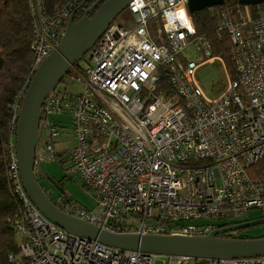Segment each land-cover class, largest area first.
Returning <instances> with one entry per match:
<instances>
[{
  "label": "built area",
  "instance_id": "2783aa9c",
  "mask_svg": "<svg viewBox=\"0 0 264 264\" xmlns=\"http://www.w3.org/2000/svg\"><path fill=\"white\" fill-rule=\"evenodd\" d=\"M187 2L132 0L127 11L134 24L113 21L86 52L85 65L74 64L64 77L67 84L80 83V91L73 95L57 85L44 100L35 171L54 158V141L61 137L50 117L67 115L73 145L66 159L95 201L89 210L59 199L54 204L65 214L113 233L204 235L213 229L208 221L264 207V13L238 20L220 14L217 36L229 39L234 77L219 97L208 99L195 75L214 57L207 37L194 28ZM76 3L53 16L45 13L44 0H29L32 60L11 104L7 144L12 190L22 205L13 221L18 249L7 254L8 262L264 264V257L200 260L120 250L65 231L29 201L14 153L18 109ZM178 9L185 10L187 25L170 20ZM184 50L202 59L186 58ZM162 79L172 96L164 95ZM258 173L263 176L252 177Z\"/></svg>",
  "mask_w": 264,
  "mask_h": 264
},
{
  "label": "water",
  "instance_id": "95a60500",
  "mask_svg": "<svg viewBox=\"0 0 264 264\" xmlns=\"http://www.w3.org/2000/svg\"><path fill=\"white\" fill-rule=\"evenodd\" d=\"M83 0L78 7H81ZM132 0H97L78 20L75 10L69 15L65 31L56 49L36 67L20 102L14 128V153L22 189L40 214L65 231L96 240L103 245L127 251L161 256H186L193 259H241L264 257V236L226 238L218 235L264 223L263 219L242 221L213 228L204 235L113 233L62 212L47 196L35 174V148L41 107L48 94L64 79L70 68L90 49L107 27ZM239 5L253 6L264 0H236ZM224 0H188L189 13L222 5Z\"/></svg>",
  "mask_w": 264,
  "mask_h": 264
},
{
  "label": "trees",
  "instance_id": "16d2710c",
  "mask_svg": "<svg viewBox=\"0 0 264 264\" xmlns=\"http://www.w3.org/2000/svg\"><path fill=\"white\" fill-rule=\"evenodd\" d=\"M45 13L56 15L61 10L69 7L74 0H44ZM83 0H77L73 10V19L78 20L85 10L97 0H87L78 7ZM264 9V3L253 6H242L236 0H224L222 5L207 8L201 11L188 13L194 28L198 34L207 37L211 45V56L223 60L230 77H234V67L227 54L230 47L228 37L222 33L217 36V24L221 13L234 19H240V15L252 14L256 17ZM72 10V11H73ZM71 11V12H72ZM71 14V13H70ZM226 36V37H225ZM227 38V41L226 39ZM33 28L29 14V0H0V264H10L7 260L8 253H16L18 249V237L13 227L16 215L22 214V205L12 190V183L8 168V140L12 118V106L15 95L21 90L25 76L28 73L32 60L31 43ZM77 64V63H76ZM166 96H172V89L166 80L160 81ZM55 158L60 154L52 150ZM65 151L64 158L66 159ZM67 160V159H66ZM256 174L252 177H262ZM228 223L218 225L211 224L213 228H221L248 220L240 218L229 219ZM241 230L218 235L226 238H249L237 236ZM264 236V235H263ZM262 237V236H261Z\"/></svg>",
  "mask_w": 264,
  "mask_h": 264
},
{
  "label": "rangeland",
  "instance_id": "374dc122",
  "mask_svg": "<svg viewBox=\"0 0 264 264\" xmlns=\"http://www.w3.org/2000/svg\"><path fill=\"white\" fill-rule=\"evenodd\" d=\"M264 13V9L260 14ZM249 14V13H248ZM245 17L244 15H240ZM252 17V14H249ZM235 18V17H234ZM114 22H120L122 25L132 26L134 24L132 15L126 10H124ZM226 37V36H225ZM227 41V38H225ZM230 47L227 48V54L230 56ZM186 58L192 59L195 62H199L202 57L196 54L194 51L189 54V50H184L182 52ZM213 57V56H211ZM87 55H84L77 64L80 67L85 65ZM230 70L226 67L225 62L219 58L214 57L212 60L206 62L196 70L195 78L202 88L205 96L208 99H216L224 91L227 81L230 77ZM25 80V79H24ZM60 82L58 86L66 87V90L76 95L80 91V83L72 82L67 84L65 81ZM50 122L55 123L58 130L61 132V137L58 140L54 141L55 151L61 153L68 151L73 142L68 138V133L70 132V117L67 115H57L52 116L49 119ZM43 137V128L40 126L39 140H42ZM14 143V138H13ZM65 154L60 155L57 158L47 159V161L37 166L36 177L39 185L42 187L44 192H46L50 200L58 205V200H68L78 207L85 209H93L95 206L94 198L89 195V193L81 186L80 177L73 171L71 163L64 158ZM264 217V207L261 209H251L248 210L240 220H254L261 219ZM227 220H213L208 221L209 224L218 225L221 223H228ZM190 223L194 225H200L206 222L201 221H191ZM264 235V223L254 225L241 231L237 236L241 237H261ZM155 264H160L156 262Z\"/></svg>",
  "mask_w": 264,
  "mask_h": 264
},
{
  "label": "clouds",
  "instance_id": "9594fccd",
  "mask_svg": "<svg viewBox=\"0 0 264 264\" xmlns=\"http://www.w3.org/2000/svg\"><path fill=\"white\" fill-rule=\"evenodd\" d=\"M171 19H178L180 21L181 25H187L188 24V19H187L186 12L184 9H178L175 12L171 13L170 14V20ZM39 130H40V127H39ZM39 134H40V131H39ZM38 141H39V139H38ZM35 174H36V171H35Z\"/></svg>",
  "mask_w": 264,
  "mask_h": 264
},
{
  "label": "crops",
  "instance_id": "0c3cea01",
  "mask_svg": "<svg viewBox=\"0 0 264 264\" xmlns=\"http://www.w3.org/2000/svg\"><path fill=\"white\" fill-rule=\"evenodd\" d=\"M218 58V57H217ZM220 59V58H219ZM55 148V146H54ZM57 152V151H56ZM65 152V151H64ZM64 152L59 153L60 155L64 154ZM46 193V192H45ZM47 194V193H46ZM48 195V194H47ZM49 197V196H48Z\"/></svg>",
  "mask_w": 264,
  "mask_h": 264
},
{
  "label": "flooded vegetation",
  "instance_id": "af4514ba",
  "mask_svg": "<svg viewBox=\"0 0 264 264\" xmlns=\"http://www.w3.org/2000/svg\"><path fill=\"white\" fill-rule=\"evenodd\" d=\"M48 196V195H47Z\"/></svg>",
  "mask_w": 264,
  "mask_h": 264
}]
</instances>
